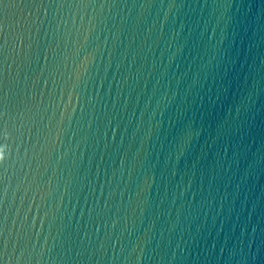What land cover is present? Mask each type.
Segmentation results:
<instances>
[{
  "label": "water",
  "instance_id": "95a60500",
  "mask_svg": "<svg viewBox=\"0 0 264 264\" xmlns=\"http://www.w3.org/2000/svg\"><path fill=\"white\" fill-rule=\"evenodd\" d=\"M0 264H264V0H0Z\"/></svg>",
  "mask_w": 264,
  "mask_h": 264
},
{
  "label": "clouds",
  "instance_id": "9594fccd",
  "mask_svg": "<svg viewBox=\"0 0 264 264\" xmlns=\"http://www.w3.org/2000/svg\"><path fill=\"white\" fill-rule=\"evenodd\" d=\"M5 157L3 156L2 153H0V161H2Z\"/></svg>",
  "mask_w": 264,
  "mask_h": 264
}]
</instances>
